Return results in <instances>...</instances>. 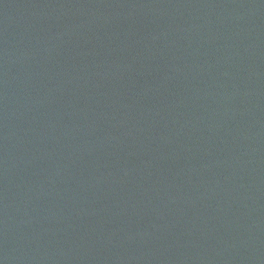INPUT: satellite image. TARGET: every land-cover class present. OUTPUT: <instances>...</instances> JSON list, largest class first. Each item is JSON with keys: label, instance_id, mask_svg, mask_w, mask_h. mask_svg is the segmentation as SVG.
<instances>
[{"label": "water", "instance_id": "95a60500", "mask_svg": "<svg viewBox=\"0 0 264 264\" xmlns=\"http://www.w3.org/2000/svg\"><path fill=\"white\" fill-rule=\"evenodd\" d=\"M0 264H182L99 169L1 77Z\"/></svg>", "mask_w": 264, "mask_h": 264}]
</instances>
